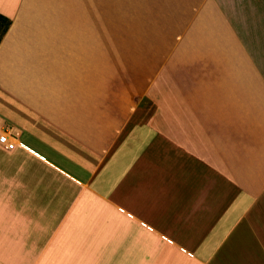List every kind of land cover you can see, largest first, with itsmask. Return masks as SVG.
Instances as JSON below:
<instances>
[{
  "label": "crops",
  "instance_id": "0c3cea01",
  "mask_svg": "<svg viewBox=\"0 0 264 264\" xmlns=\"http://www.w3.org/2000/svg\"><path fill=\"white\" fill-rule=\"evenodd\" d=\"M226 6L0 0V264H264V63ZM101 7L141 24L119 52Z\"/></svg>",
  "mask_w": 264,
  "mask_h": 264
},
{
  "label": "rangeland",
  "instance_id": "374dc122",
  "mask_svg": "<svg viewBox=\"0 0 264 264\" xmlns=\"http://www.w3.org/2000/svg\"><path fill=\"white\" fill-rule=\"evenodd\" d=\"M235 4H240V6H233L231 3V0H227L228 6H226V10L229 13L230 18L234 22L235 26L238 27L239 31L244 37V41L246 45H248L250 48H255L256 51L259 52V61L261 63H264V0L255 1L257 3V7L253 8L250 6L254 2V0H234ZM67 7H62L59 4L56 5L55 9L64 11ZM72 9H74V12H76L77 7L74 8H68V12H70ZM80 9V8H79ZM83 12L82 14H85V17H82L84 21L80 23L83 25V29L88 30H98L99 24H94L91 20H88L89 18L92 19L93 14V8L91 7H82ZM98 11V10H97ZM99 14V12H97ZM126 12L125 7H116V8H103L101 7V18H107L111 19V21L108 22H102L100 24L101 32L103 30H114L117 32L118 39H117V46L118 52L121 50L120 47L124 46L123 42V36L125 32L128 30V32H134L133 36L137 32V34H140L139 28L141 27L140 22H135V16L129 17V23L126 22ZM241 17V18H240ZM5 24V21L0 22V30L3 29V26ZM87 31V30H86ZM132 32V33H133ZM135 42V39H133ZM107 41V40H106ZM108 45V44H105ZM123 50V49H122ZM123 55L118 54V58H123ZM5 264H12L7 263L12 261V258H9L7 261V255L5 257ZM21 264V263H20Z\"/></svg>",
  "mask_w": 264,
  "mask_h": 264
},
{
  "label": "built area",
  "instance_id": "2783aa9c",
  "mask_svg": "<svg viewBox=\"0 0 264 264\" xmlns=\"http://www.w3.org/2000/svg\"><path fill=\"white\" fill-rule=\"evenodd\" d=\"M0 145L7 150H12L14 148V141L10 131H5L0 134Z\"/></svg>",
  "mask_w": 264,
  "mask_h": 264
},
{
  "label": "trees",
  "instance_id": "16d2710c",
  "mask_svg": "<svg viewBox=\"0 0 264 264\" xmlns=\"http://www.w3.org/2000/svg\"><path fill=\"white\" fill-rule=\"evenodd\" d=\"M2 20L5 21V24L3 26V29L0 30V40H1L2 36H3V34L5 33V31L7 30L8 25H9V21L7 19L3 18L2 16H0V22Z\"/></svg>",
  "mask_w": 264,
  "mask_h": 264
}]
</instances>
